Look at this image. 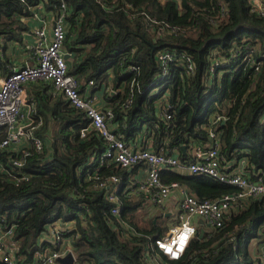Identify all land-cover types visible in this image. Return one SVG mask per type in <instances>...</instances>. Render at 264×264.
<instances>
[{
    "label": "trees",
    "instance_id": "1",
    "mask_svg": "<svg viewBox=\"0 0 264 264\" xmlns=\"http://www.w3.org/2000/svg\"><path fill=\"white\" fill-rule=\"evenodd\" d=\"M64 1L69 73L80 82L93 80L95 88L110 85L114 93L107 101L116 131L133 135L149 125L157 150L172 154L177 149L190 160L183 157L182 146L191 140L208 144L204 127L219 115L223 162L234 168L231 160H242L251 179L264 182V16L252 12L250 0ZM39 5L55 15L61 0H0V67L5 73L13 68L12 45L23 42L31 28L26 20ZM162 53L170 54L166 64L158 57ZM29 90L44 119L39 133L49 134L50 146L42 154L31 149L24 167L28 180L12 183L6 176L13 168L8 160L6 172L0 171V221L16 224L22 254L30 259L50 220L59 217L74 220L65 237L72 236L76 264H158L157 257L162 264L260 263L250 245L264 239V196L251 197L248 206H233L223 227L205 231L203 238L200 228L182 256L169 259L153 244L165 232L160 224L138 227L129 215L138 205L124 195L114 215L106 188L88 187L94 181L86 179L95 169L88 172L86 166L107 144L95 130L82 136L89 124L85 111L70 106L62 93L53 95L50 82L30 84ZM166 113L172 115L167 122ZM132 171L111 162L97 173L119 175L124 187L131 184ZM162 179L178 182L200 200L241 190L175 171H165ZM147 248L153 261L147 260Z\"/></svg>",
    "mask_w": 264,
    "mask_h": 264
},
{
    "label": "built area",
    "instance_id": "2",
    "mask_svg": "<svg viewBox=\"0 0 264 264\" xmlns=\"http://www.w3.org/2000/svg\"><path fill=\"white\" fill-rule=\"evenodd\" d=\"M252 12L264 16V0H250ZM44 9L42 5L37 7L34 17ZM67 4L61 0L60 10L57 14L43 18L42 22L31 30L34 43L27 48L30 52L27 61L20 67L12 68L5 73L0 67V171H5V161L8 160L13 167L6 176L12 183L19 184L28 180L31 175L24 170L27 159L31 155V149L36 153H44L45 143L49 147L47 134L43 137L39 130L44 124V119L38 112L37 100L31 95L30 84L50 82L53 95L62 93L70 106L85 111L89 124L82 129V136H86L91 130H95L104 138L107 147L99 155L97 161L93 156L87 164L88 172L95 169L93 175H89L87 181L89 188L105 193L109 201L114 205L111 212L118 215L120 212L121 196L125 188L121 187V177L110 175L104 177L97 173L100 166L111 162L123 170H130L140 164L145 171L144 177L137 181L130 176L131 184L143 196L149 197L157 205H161L174 188L181 187L178 182L167 183L162 175L165 171L186 170L191 175H203L218 179L225 183L238 186L241 190L237 194H226L216 199L200 200L192 192L184 191L179 203L177 223L154 240L155 248L168 256L169 259H179L188 246L189 241L200 229L201 224H207L211 229L225 225L235 205L245 206L251 197L264 196V182L262 179L254 181L249 173L235 171L227 163H224L220 151L221 132L218 127L222 121L221 116L212 115L209 124L204 129L209 133L208 145L191 140L186 146L190 151L196 149L190 160L182 159L175 155L179 151L174 149L172 154H167L164 149L157 150L154 147V132L149 130V125H143L140 131L133 135L116 131L117 125L112 122L113 110L107 106L100 109L95 104L93 95L83 94L82 82L76 75L69 73L68 53L64 43L67 37ZM165 64L171 60L170 54L162 53L158 56ZM216 62L211 67L214 72ZM190 71V70H189ZM88 86L95 88V82L90 80ZM87 88V87H85ZM114 93V90H112ZM129 104L126 98L124 105ZM165 107H169L166 102ZM172 115L166 113L164 121H168ZM244 163V161H243ZM130 185V184H129ZM118 191L122 192L118 195ZM53 217V216H52ZM51 217V218H52ZM74 220L64 221L62 218L53 217L47 225L46 232L39 240L37 248L29 259L22 254L20 240L16 237V224L0 221V262L4 264H60L59 258L69 252L73 253L72 236L65 235L72 231ZM68 237L70 239H68ZM44 243L47 245L44 246ZM261 249L264 250V247ZM147 260L153 261V256L147 248ZM74 254V253H73ZM253 254L256 255L255 251ZM257 258L259 264H264V253ZM158 264H162L157 257ZM76 264V262H75Z\"/></svg>",
    "mask_w": 264,
    "mask_h": 264
},
{
    "label": "crops",
    "instance_id": "3",
    "mask_svg": "<svg viewBox=\"0 0 264 264\" xmlns=\"http://www.w3.org/2000/svg\"><path fill=\"white\" fill-rule=\"evenodd\" d=\"M50 13L46 12L44 9H42L39 12V16L27 19V23L30 25V31L27 32L24 36V40L22 43L15 42L14 45H12L11 51L9 53V59L12 60L10 62L11 66L13 68L22 66L26 61L27 58L30 55V52L28 50V46L34 43V37L31 35V30L38 26L43 18L50 17ZM68 52V51H67ZM71 56L68 58L70 59ZM40 83V82H39ZM83 87V94H90L96 97L95 104L100 109H105L108 106V97L113 94L110 85L108 87H99L94 88L92 86H88L87 82H82ZM30 86V85H29ZM52 88V86H51ZM122 89V86L119 88V90ZM47 136L49 135L46 133ZM208 145V144H206ZM50 146V141H49ZM187 152L182 151L183 157H190L192 158L195 154L196 149L190 151L188 148H185ZM50 153V151H49ZM175 155L181 157V151L178 153H175ZM232 164L235 171H240L243 169V161L236 159H232ZM231 169H234L230 166ZM133 173L131 174L133 179H136L137 181H140L144 175L145 171L142 168L134 169ZM175 172L182 173V174H190L186 170H176ZM125 192H124V198L128 203L130 204H137V208L132 210L129 215L133 217L134 222L138 227L140 228H151L155 224H160L162 228H164L165 231H167L169 228H171L174 224L177 223V215L179 213V203L181 202L183 198L184 191H189L186 187L181 186L178 188H174L169 197L161 204L157 205L152 199L149 197L143 196L139 191L136 190L135 185H128L124 186ZM190 192V191H189ZM249 201L245 203V206H248ZM163 219V220H162ZM199 223L201 224L200 228L205 229V231L210 230L211 227L208 226L206 223L203 224L201 220H199ZM68 239H70L68 237ZM264 246V243L262 244Z\"/></svg>",
    "mask_w": 264,
    "mask_h": 264
},
{
    "label": "water",
    "instance_id": "4",
    "mask_svg": "<svg viewBox=\"0 0 264 264\" xmlns=\"http://www.w3.org/2000/svg\"><path fill=\"white\" fill-rule=\"evenodd\" d=\"M70 57V54L67 53L66 54V58L68 59ZM186 146L183 145L182 149L185 151ZM205 234V229H201L199 232V237L203 238ZM58 261L60 262V264H75L76 262V258L74 256V254L72 252H69L67 255H65L64 257H61L58 259Z\"/></svg>",
    "mask_w": 264,
    "mask_h": 264
},
{
    "label": "rangeland",
    "instance_id": "5",
    "mask_svg": "<svg viewBox=\"0 0 264 264\" xmlns=\"http://www.w3.org/2000/svg\"><path fill=\"white\" fill-rule=\"evenodd\" d=\"M45 126V124H43V126H42V128ZM41 128V129H42ZM45 135H46V133H44V136L43 137H45ZM47 149V144L45 143V147H44V152H45V150ZM48 155H50V153L48 152L47 153ZM163 220V219H162ZM264 243V239H262V240H257L256 238L255 239H253L252 241H251V245H250V250L252 251V253H253V251H255V253H256V256H258L260 253H264V250L263 249H261L262 247H264L262 244Z\"/></svg>",
    "mask_w": 264,
    "mask_h": 264
}]
</instances>
